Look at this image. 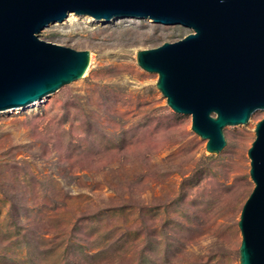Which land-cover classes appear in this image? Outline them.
Here are the masks:
<instances>
[{
    "label": "rangeland",
    "instance_id": "obj_1",
    "mask_svg": "<svg viewBox=\"0 0 264 264\" xmlns=\"http://www.w3.org/2000/svg\"><path fill=\"white\" fill-rule=\"evenodd\" d=\"M71 13L39 36L90 50L84 76L0 110V264H240L264 110L211 153L136 60L192 29Z\"/></svg>",
    "mask_w": 264,
    "mask_h": 264
},
{
    "label": "water",
    "instance_id": "obj_2",
    "mask_svg": "<svg viewBox=\"0 0 264 264\" xmlns=\"http://www.w3.org/2000/svg\"><path fill=\"white\" fill-rule=\"evenodd\" d=\"M70 12L191 28L179 40L138 50L136 60L158 73L167 104L191 115L211 153L226 145L225 126L264 110V0H0V110L28 105L84 76L90 50L39 36ZM255 133L248 149L255 186L238 222L240 264H264V117Z\"/></svg>",
    "mask_w": 264,
    "mask_h": 264
},
{
    "label": "bare ground",
    "instance_id": "obj_3",
    "mask_svg": "<svg viewBox=\"0 0 264 264\" xmlns=\"http://www.w3.org/2000/svg\"><path fill=\"white\" fill-rule=\"evenodd\" d=\"M69 14H72L71 12L69 13ZM69 16V15H68ZM70 19V18H69ZM39 100H41V99H39ZM39 101H37V102H34V103H31L30 105H28V106H32V105H35V104H37Z\"/></svg>",
    "mask_w": 264,
    "mask_h": 264
}]
</instances>
